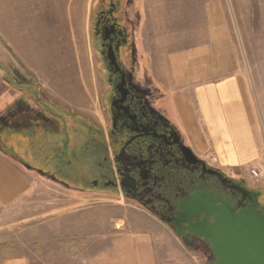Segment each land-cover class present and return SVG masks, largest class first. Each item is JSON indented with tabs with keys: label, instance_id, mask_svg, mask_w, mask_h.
<instances>
[{
	"label": "rangeland",
	"instance_id": "374dc122",
	"mask_svg": "<svg viewBox=\"0 0 264 264\" xmlns=\"http://www.w3.org/2000/svg\"><path fill=\"white\" fill-rule=\"evenodd\" d=\"M94 4L95 0H0V119L7 124L13 122L14 126L30 123L34 118L42 121L46 117L40 102L51 106L55 103L68 126L77 119L106 125L107 78L93 32ZM263 7L264 0H140L149 74L162 87L163 80L172 83L169 78L175 70L183 69L181 73L186 74L191 65L226 59L228 73L238 70L244 75L264 127ZM172 87H162L163 93ZM14 128L24 130L27 125ZM40 147L43 153L46 146ZM7 151L29 165L12 148ZM67 159L61 167H47L61 173L67 167ZM221 168L233 172L231 168ZM32 169L37 175L48 176L45 171ZM245 180L250 187L264 191V176L256 178L250 171ZM74 185L77 184L66 186L59 182L52 192L57 194L61 188L68 195L76 190L95 196L84 199V204L109 203L122 209L133 207V211L135 207L143 208L122 194L82 191ZM42 220L0 231V264L19 254L31 255L32 264H43L42 239L40 243L33 242L38 238L35 227L42 237ZM156 220L163 225V237L172 239L168 243L174 251L179 247L181 264L190 260L208 264L167 224L157 217Z\"/></svg>",
	"mask_w": 264,
	"mask_h": 264
},
{
	"label": "flooded vegetation",
	"instance_id": "af4514ba",
	"mask_svg": "<svg viewBox=\"0 0 264 264\" xmlns=\"http://www.w3.org/2000/svg\"><path fill=\"white\" fill-rule=\"evenodd\" d=\"M141 22L140 0H95L93 32L107 78L106 125L77 119L68 126L49 104L38 102L43 122L34 118L15 127L27 125L33 163L62 166L71 157L62 173L45 171L49 177L66 186L76 183L82 191L122 194L215 264L209 241L190 231V225L203 221L206 210L226 205L239 210L255 198L264 213V191L190 147L163 107L162 87L148 72ZM1 121L0 130L7 124ZM40 144L46 146L43 157Z\"/></svg>",
	"mask_w": 264,
	"mask_h": 264
},
{
	"label": "crops",
	"instance_id": "0c3cea01",
	"mask_svg": "<svg viewBox=\"0 0 264 264\" xmlns=\"http://www.w3.org/2000/svg\"><path fill=\"white\" fill-rule=\"evenodd\" d=\"M191 66L186 74L175 70L171 84L162 81L163 88H178L164 93L163 107L198 156L231 168L237 178L245 179L251 168L263 177L264 127L244 75L238 70L228 73L226 59ZM4 125L0 130V231L42 218V237L35 227L38 238L33 242L42 239L43 264H181L179 247L174 251L168 243L172 239L163 237V225L148 210L84 204V199L95 196L76 190L68 195L59 188L54 194L59 181L37 175L7 151L22 140L21 135L27 139L28 130H16L13 122ZM32 262L31 255L19 254L6 264Z\"/></svg>",
	"mask_w": 264,
	"mask_h": 264
},
{
	"label": "water",
	"instance_id": "95a60500",
	"mask_svg": "<svg viewBox=\"0 0 264 264\" xmlns=\"http://www.w3.org/2000/svg\"><path fill=\"white\" fill-rule=\"evenodd\" d=\"M190 231L209 241L215 264H264V213L256 198L239 210L229 205L206 210Z\"/></svg>",
	"mask_w": 264,
	"mask_h": 264
},
{
	"label": "trees",
	"instance_id": "16d2710c",
	"mask_svg": "<svg viewBox=\"0 0 264 264\" xmlns=\"http://www.w3.org/2000/svg\"><path fill=\"white\" fill-rule=\"evenodd\" d=\"M24 87H27L26 85H24ZM50 104H51V102H50ZM55 105V107H52V106H54ZM51 106V105H50ZM52 109L54 110V111H56V112H58V113H60L61 114V112L58 110L59 108H57V105L55 104V103H52ZM24 138V139H23ZM21 139L22 140H20L19 141V139H18V142H16V144L14 145L13 144V151L15 152V153H17V155L24 161V162H26V163H28V164H30V166H32V167H35V168H38V169H41L42 171H47V170H49V168L47 167V165L46 164H44V162L43 161H41V162H38V163H33L31 160V157H30V155H29V149H28V141H27V139H26V137H21ZM44 156V153H42V155H41V157H43ZM43 159V158H42ZM42 163V164H41ZM68 166V165H67ZM61 167V166H60ZM57 170H58V168H57ZM62 170H63V168L61 169V173H62ZM60 171V170H59ZM61 176V175H60ZM69 185H73V183L72 182H69Z\"/></svg>",
	"mask_w": 264,
	"mask_h": 264
},
{
	"label": "built area",
	"instance_id": "2783aa9c",
	"mask_svg": "<svg viewBox=\"0 0 264 264\" xmlns=\"http://www.w3.org/2000/svg\"><path fill=\"white\" fill-rule=\"evenodd\" d=\"M251 174H252L254 177H256V178H259V177L262 176V173H261L258 169H256V168H252V169H251Z\"/></svg>",
	"mask_w": 264,
	"mask_h": 264
},
{
	"label": "bare ground",
	"instance_id": "6f19581e",
	"mask_svg": "<svg viewBox=\"0 0 264 264\" xmlns=\"http://www.w3.org/2000/svg\"><path fill=\"white\" fill-rule=\"evenodd\" d=\"M253 2V1H252ZM258 3V2H257ZM264 8V7H263ZM259 20V19H258ZM250 21V20H249ZM252 61V60H251Z\"/></svg>",
	"mask_w": 264,
	"mask_h": 264
}]
</instances>
